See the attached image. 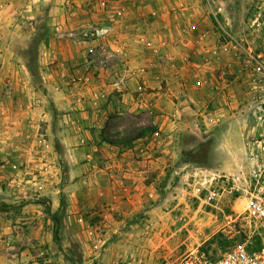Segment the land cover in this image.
Returning <instances> with one entry per match:
<instances>
[{
  "label": "crops",
  "instance_id": "0c3cea01",
  "mask_svg": "<svg viewBox=\"0 0 264 264\" xmlns=\"http://www.w3.org/2000/svg\"><path fill=\"white\" fill-rule=\"evenodd\" d=\"M224 3L0 0V264H55L56 230L65 254L105 264L189 249L195 180L244 177L264 143L260 96L223 35L264 60V27L236 35ZM200 145L208 161L182 159Z\"/></svg>",
  "mask_w": 264,
  "mask_h": 264
},
{
  "label": "rangeland",
  "instance_id": "374dc122",
  "mask_svg": "<svg viewBox=\"0 0 264 264\" xmlns=\"http://www.w3.org/2000/svg\"><path fill=\"white\" fill-rule=\"evenodd\" d=\"M223 1H225V14L227 18H231L233 32L236 33V35H243V31L250 30V22L251 24L261 22V26L264 27V9L261 7L263 6L264 0ZM214 5L215 1L213 7H215ZM258 11H260L259 16L256 15ZM221 19L223 20V17ZM251 19L253 20L251 21ZM253 27L255 28L256 25L254 24ZM254 50L255 52L263 51V49ZM261 99L264 100V96ZM144 130L140 129L139 127L125 128L127 138H132L133 136L137 135V133L142 134ZM193 152L199 154L203 161H208L209 145H200L198 146L197 150ZM214 186L217 191V195L215 199L209 203L200 200L194 194H191L187 197V200L189 201V204L192 208V212H190L192 213L191 216L194 212H196V218L198 222H196L194 219H188L189 224L187 223L188 225H186V228H183L182 234H187L189 249L186 250V245L182 244L179 253L174 258L176 260L173 264H181L185 256L191 252L197 254L202 264H215V262H217L222 257V255L235 241L245 239L244 234L235 235L236 230H242V232H246L248 229L247 220L243 218V211L247 196V191L243 190L246 189L244 181L241 179H236V181H233L232 178H220L219 180H216V182L214 181ZM229 186H232V188L228 192L227 188ZM188 191L192 193L191 189ZM197 208L198 210L196 211ZM89 220L90 226L92 225L93 227H96L95 225H97L98 221L97 214ZM54 228H57V224H55ZM99 231L102 234L104 233L101 231V228ZM57 238L56 232H54L55 244L52 246V249L57 251L55 252L56 257L52 261H54L55 264H105L101 261V255L98 254L100 251L97 253L98 255L91 253L87 258H83L81 253H79V255H74L73 257L67 253L65 254V252H63V246L61 247L59 245ZM250 240L254 245H257L260 242V238L255 235L252 236ZM32 243L35 251L39 252L40 249H45L43 245H39L36 242ZM61 245H63V243ZM58 249L60 252H58ZM45 256L46 255H39L38 258H43Z\"/></svg>",
  "mask_w": 264,
  "mask_h": 264
},
{
  "label": "built area",
  "instance_id": "2783aa9c",
  "mask_svg": "<svg viewBox=\"0 0 264 264\" xmlns=\"http://www.w3.org/2000/svg\"><path fill=\"white\" fill-rule=\"evenodd\" d=\"M214 1L201 0L202 4L210 10L213 8ZM101 5H105V2L101 1ZM191 28L193 29L194 26H191ZM223 35L226 43L238 50V56L246 65L252 82L257 89L260 99L255 106L252 116L260 120L262 117L264 118V100L261 99L264 96V60L262 59V55L250 47L242 45L239 40L235 39L228 32H224ZM140 40L143 41L145 39L141 37ZM77 80L84 81V78L79 77ZM196 84L200 85L201 83L197 81ZM31 138L34 140L35 147L41 149L46 145V138L40 131L33 134ZM12 168L16 171L20 170L19 165L16 163L12 164ZM42 169L44 170L45 167ZM195 177L193 175V178ZM232 179L233 181H236V179L243 180L246 187V189H243L247 191L243 218L247 220L248 229L246 232L236 230L235 235L244 234L245 239L235 241L215 264H264V143L260 144L257 153L251 155L248 173L242 178ZM214 181V178L195 180L193 192H195L197 198L207 203L214 200L217 195ZM9 182H12V179ZM254 235L260 238L259 246H255L250 240ZM181 264L202 263L197 254L191 252L185 256Z\"/></svg>",
  "mask_w": 264,
  "mask_h": 264
},
{
  "label": "trees",
  "instance_id": "16d2710c",
  "mask_svg": "<svg viewBox=\"0 0 264 264\" xmlns=\"http://www.w3.org/2000/svg\"><path fill=\"white\" fill-rule=\"evenodd\" d=\"M182 159L184 161H195V162H202L203 161L202 157L199 156V154L194 153L192 150L183 151L182 152ZM56 232H57V230H56ZM259 244H260V242L255 246H259Z\"/></svg>",
  "mask_w": 264,
  "mask_h": 264
}]
</instances>
